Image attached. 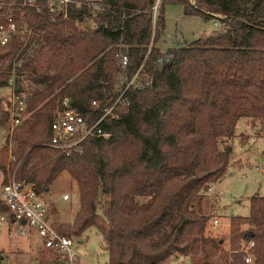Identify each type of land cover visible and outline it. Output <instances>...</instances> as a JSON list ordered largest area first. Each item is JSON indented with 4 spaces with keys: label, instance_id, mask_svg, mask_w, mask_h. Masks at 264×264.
<instances>
[{
    "label": "trees",
    "instance_id": "trees-1",
    "mask_svg": "<svg viewBox=\"0 0 264 264\" xmlns=\"http://www.w3.org/2000/svg\"><path fill=\"white\" fill-rule=\"evenodd\" d=\"M76 1L61 19L14 0L8 16L20 21L22 12L33 33L26 44L16 37L0 44V87L8 86L20 51L15 84L26 95L21 122L0 149V170L9 166L38 194L68 173L78 205L71 222L53 226L76 238L97 229L107 264H164L179 255L190 264H264V197L252 196L249 214L231 218L224 249L222 238L206 232L211 205L203 194L226 173L231 146L220 140L234 136L236 122L253 117L264 126V0H159L155 16L156 0ZM166 3L218 19L223 29L169 48L162 62L157 42ZM141 65L152 81L129 88L120 118L105 126L109 138L86 139L71 156L48 146L62 97L97 116L92 101L112 103ZM0 126L9 128L1 105ZM7 211L0 201V212ZM250 241L247 263L240 242ZM53 256L42 250L40 264Z\"/></svg>",
    "mask_w": 264,
    "mask_h": 264
},
{
    "label": "rangeland",
    "instance_id": "rangeland-1",
    "mask_svg": "<svg viewBox=\"0 0 264 264\" xmlns=\"http://www.w3.org/2000/svg\"><path fill=\"white\" fill-rule=\"evenodd\" d=\"M159 6L160 2L156 0L153 7L154 16ZM163 17L164 28L157 42V47L162 53L160 55L162 62L167 61L165 52L169 48L185 42L190 43L204 34H209L212 31L219 32L223 29L218 19L207 20L200 15L185 14L183 5L180 3H166L163 7ZM214 22H217L218 25H215ZM0 94H8L7 87L0 88ZM0 105L5 109L1 98ZM2 128L0 126V145L5 143L8 133L7 128L5 130ZM225 144H230L232 148L226 173L219 181L211 184L203 194L211 205L206 232L222 238V246L227 249L231 235V218L249 214V201L252 196L264 197V126L256 118H240L235 124L234 136L230 139L222 138L220 140L221 147ZM8 161H10V157L7 158L6 164ZM7 168L9 169V166ZM8 169L6 174L2 172L0 186L13 176ZM64 194L69 195L67 201L62 200ZM38 199L53 201L51 210H49L50 204L44 201L48 206L47 216L50 223L72 221L75 208L78 205L76 184L68 173L63 172L54 180L48 190L41 192ZM213 218L218 219L219 222L216 228L210 226ZM9 228L6 223L0 225V248H3L0 249V264L40 263L41 251L45 249L36 241L35 235L29 233L26 236L12 237L9 234ZM11 228L15 230L14 226ZM81 238L82 241H79L80 238L72 237L73 247L85 260V264L108 263V253L105 250L102 235L97 229L88 228L83 232ZM28 244V249L25 251L19 248L14 252L7 251L16 249V247H27ZM164 264H190V259L188 256H172Z\"/></svg>",
    "mask_w": 264,
    "mask_h": 264
},
{
    "label": "built area",
    "instance_id": "built-area-1",
    "mask_svg": "<svg viewBox=\"0 0 264 264\" xmlns=\"http://www.w3.org/2000/svg\"><path fill=\"white\" fill-rule=\"evenodd\" d=\"M71 3H76L77 6L80 4L76 0H22L21 7H31L36 12L45 9L51 15L66 19ZM14 5V0H10L7 5L6 0H0V20L13 13L11 7ZM6 6L8 9L6 13H3ZM91 7L100 10L97 4L93 3ZM19 15L20 21L13 20L11 16L0 21V44H6L13 37L24 44L30 40L33 33L32 26L22 21L24 16L22 12ZM214 24L218 25L217 22ZM79 27L86 30L82 24H79ZM19 53L20 51L11 60V77L8 81L11 91L6 108L9 116L8 135L21 122L26 106V95L18 93L15 84V74L22 64ZM127 61V56H121L122 67L127 64ZM142 66L133 75L124 78L123 89L112 103L99 107L96 101H92V106L97 109V116L82 114L74 108L72 101L67 96L62 97L50 124L51 139L48 146L57 149L65 156H71L81 152L82 144L86 139L109 138L111 131L105 126L120 118L121 109L128 105L126 92L129 88L142 89L152 81L147 73L142 72ZM8 148H11V142H9ZM10 159L13 157L10 156ZM68 198L67 194L62 196V199ZM0 201L8 207L7 212H0V225L6 223L10 227L9 234L12 237L26 236L29 233L36 234L42 247L54 254L47 264H85V260L73 247L72 237L59 233L49 222L48 206L43 200L38 199V193L30 184L16 180L13 174L12 178L0 187ZM218 225V219L213 218L210 224L211 228H216ZM11 226H14L15 230H12ZM240 243L241 250L246 253V262L249 263L252 259L249 250L254 246V243L253 241L248 244Z\"/></svg>",
    "mask_w": 264,
    "mask_h": 264
},
{
    "label": "crops",
    "instance_id": "crops-1",
    "mask_svg": "<svg viewBox=\"0 0 264 264\" xmlns=\"http://www.w3.org/2000/svg\"><path fill=\"white\" fill-rule=\"evenodd\" d=\"M3 87H7V89H8V94H6V95H4V94H0V98H1V102L3 103V104H5V109L7 108V105H8V102H9V100H10V97H11V93H10V90H9V87L8 86H2V87H0V88H3ZM5 98V99H4ZM2 129H6V128H2ZM8 133H7V136H6V140H5V143L4 144H1L0 145V149H2L5 145H6V142H7V138H8ZM231 152H232V148H231ZM63 173V172H62ZM60 175V174H59ZM1 179H2V170H0V181H1ZM2 186V185H1ZM0 186V187H1ZM40 195H41V193L40 194H38V196L40 197ZM63 196V195H62ZM41 200H43V201H47L50 205H49V207H50V209L49 210H51V205H52V203H53V201L52 200H45V199H41ZM62 200H64V201H67L68 199H62ZM67 208V207H66ZM75 210H76V208H75ZM59 214H60V212H59ZM68 222H71V221H68ZM57 223V222H56ZM58 223H67V221H60V222H58ZM31 234H34V233H31ZM35 235V237H36V241L37 242H39L40 244H41V242H40V239H39V237L36 235V234H34ZM79 241H82V238L80 237V239H78ZM26 242L28 243V241H27V238H26ZM28 246H29V244L27 245V247H24V246H22V247H16V249L15 248H13V249H9V250H7V251H9V252H14L15 250H17V248H19L20 250H27L28 249ZM105 247V246H104ZM0 249H3V248H0ZM5 250V249H4ZM106 250V249H105ZM107 251V250H106ZM15 261H17L16 259H14Z\"/></svg>",
    "mask_w": 264,
    "mask_h": 264
},
{
    "label": "water",
    "instance_id": "water-1",
    "mask_svg": "<svg viewBox=\"0 0 264 264\" xmlns=\"http://www.w3.org/2000/svg\"><path fill=\"white\" fill-rule=\"evenodd\" d=\"M18 88H19V85L16 86V89H18ZM45 190H46V188H45ZM22 222H24V221H22ZM106 264H107V263H106Z\"/></svg>",
    "mask_w": 264,
    "mask_h": 264
}]
</instances>
